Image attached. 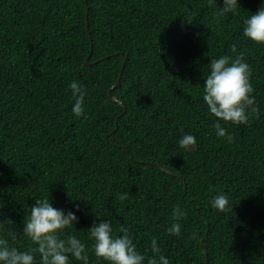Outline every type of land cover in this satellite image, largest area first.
Segmentation results:
<instances>
[{
    "label": "trees",
    "instance_id": "obj_1",
    "mask_svg": "<svg viewBox=\"0 0 264 264\" xmlns=\"http://www.w3.org/2000/svg\"><path fill=\"white\" fill-rule=\"evenodd\" d=\"M262 2L219 16L207 0H0V221H12L0 238L34 247L23 223L50 198L79 209L68 232L88 247L87 230L109 220L146 259L156 238L170 264H264V46L243 37ZM241 53L258 111L227 125L226 142L202 86L210 60ZM73 80L87 90L81 116ZM221 193L226 212L211 204Z\"/></svg>",
    "mask_w": 264,
    "mask_h": 264
},
{
    "label": "clouds",
    "instance_id": "obj_2",
    "mask_svg": "<svg viewBox=\"0 0 264 264\" xmlns=\"http://www.w3.org/2000/svg\"><path fill=\"white\" fill-rule=\"evenodd\" d=\"M207 2L209 6H216L219 16L235 15L240 9L238 0H222L221 7H217V0ZM243 37L257 46H264V2L254 14H249L245 19ZM231 51H237L235 44L231 46ZM250 77V65L242 53L235 59L221 55L208 64V74L202 86V100L208 113L214 117L216 137L223 138L226 142L233 140L232 135L227 132V125L246 124L249 113L258 111ZM68 87L74 97L71 110L74 115L81 116L85 111L87 90L78 80L71 81ZM178 145L186 150L196 145V137L186 133L180 137ZM211 204L217 211L226 212L230 207L229 197L223 193L217 194ZM78 210L65 211L53 207L50 198L37 200L23 223V234L34 247L21 251L18 247L11 246L8 240L0 238V264H71L72 261L91 264L90 253L95 256L97 264H170L156 238H152L150 242L152 255L146 259L137 250L127 230L121 229L123 234L116 235L109 220L93 223L87 230L91 246H86L77 235L68 232L69 229H75ZM185 216L183 206L177 204L172 209L173 222L166 231L170 235H180L179 221ZM11 223L9 219L0 221V232L6 224Z\"/></svg>",
    "mask_w": 264,
    "mask_h": 264
},
{
    "label": "water",
    "instance_id": "obj_3",
    "mask_svg": "<svg viewBox=\"0 0 264 264\" xmlns=\"http://www.w3.org/2000/svg\"><path fill=\"white\" fill-rule=\"evenodd\" d=\"M86 26H87V28H88V22H86ZM123 68V67H122ZM122 68H121V70H122ZM121 74H122V71H121V73H120V76H121ZM120 76H119V78L117 79V81H116V83L113 85V87H112V89H114V88H116V87H118L119 86V83H120ZM111 100L113 101V102H117V98L116 97H111ZM160 169H161V167H159Z\"/></svg>",
    "mask_w": 264,
    "mask_h": 264
}]
</instances>
